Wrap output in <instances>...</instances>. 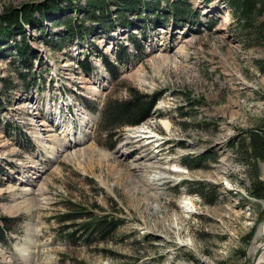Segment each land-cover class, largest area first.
Segmentation results:
<instances>
[{
    "label": "rangeland",
    "instance_id": "obj_1",
    "mask_svg": "<svg viewBox=\"0 0 264 264\" xmlns=\"http://www.w3.org/2000/svg\"><path fill=\"white\" fill-rule=\"evenodd\" d=\"M39 1L0 0V13ZM189 3L196 17L176 21L162 4L154 22L141 12L130 27L106 30L74 11L96 26L86 40L62 42L68 26L46 20L27 28L31 68L0 57V264L255 259L264 198L249 193L253 168L237 142L264 127V15L241 35L226 0ZM128 88L156 95L137 127L152 129L148 144L125 143L136 125L101 134L102 105ZM187 154L204 155L205 166L187 167ZM258 168L264 179V162ZM191 182L203 183L206 197ZM103 219L119 220L104 238L83 228Z\"/></svg>",
    "mask_w": 264,
    "mask_h": 264
},
{
    "label": "trees",
    "instance_id": "obj_2",
    "mask_svg": "<svg viewBox=\"0 0 264 264\" xmlns=\"http://www.w3.org/2000/svg\"><path fill=\"white\" fill-rule=\"evenodd\" d=\"M204 1L210 3L213 0ZM226 2L233 10L238 26L242 27L239 29L241 35L246 34L250 31L249 29L257 28L254 24L258 16L264 15V0H226ZM84 3L86 4L83 5L80 0H42L23 3L17 7H6L0 13V57L12 56L13 63L18 62L22 66L31 68L29 58L35 54L32 53L27 40V28L31 26L41 30L46 20L68 26L65 28V34H59L58 38L62 42H66L69 38L86 40L87 32H91L96 26L88 28L80 23L77 17L71 18V12L74 11L82 13L84 19L89 18L103 30L114 27V24L119 25L118 23H121L120 26L130 27L134 21L129 16L141 14V12H146L147 16L152 13L154 17L150 21L154 22L158 19L160 14L158 11L163 8V5L168 7L171 17L176 21L197 16L189 0H84ZM112 5L115 6L114 10L110 8ZM126 57L127 55L125 57L119 55L122 59ZM87 62V59L86 63L83 60L81 65L88 69ZM109 68L113 70L111 65ZM261 69L264 71V65ZM156 101V95L140 94L133 88H128V94L124 99L109 98L99 111L101 134L105 137L110 135L113 137L127 126L140 125L152 115ZM244 132L237 142V148L244 153L253 168L250 173L249 193L256 199H263L264 179L260 178L258 164L264 162V127H252ZM204 160H206L204 155L187 154L182 158L187 167L195 169L204 167ZM191 184L199 185L202 189H196L195 192L206 197L208 193L204 192L203 183L191 182ZM118 221L117 219L86 220L83 228L89 234H97L99 238H104L118 226ZM4 231L5 227L1 226L0 232L3 234Z\"/></svg>",
    "mask_w": 264,
    "mask_h": 264
},
{
    "label": "bare ground",
    "instance_id": "obj_3",
    "mask_svg": "<svg viewBox=\"0 0 264 264\" xmlns=\"http://www.w3.org/2000/svg\"><path fill=\"white\" fill-rule=\"evenodd\" d=\"M93 92V91H92ZM95 92V91H94ZM165 126L166 129L169 128V123L168 122H162ZM73 124V125H72ZM141 125V124H140ZM75 126V127H73ZM71 127L74 128V131L78 130L77 125L74 122H70L69 123V128L68 130H66V132H70L69 134L73 133L70 129ZM138 126L133 127L131 130H129L128 135L126 137L125 143H128L131 140H134L135 137H137L135 140H139V137L141 138L140 140H144L147 143L144 144H148L150 143L152 140L151 139H155V135L152 132V129H148V128H140L137 129ZM149 140V141H147ZM75 142L74 140H69V142ZM130 143V142H129ZM72 144V143H69ZM75 144V143H74ZM158 175V174H157ZM162 175L157 176L158 179H160ZM157 180V179H156ZM189 205L191 207H193V203L192 201H189ZM261 226V225H260ZM258 234L259 235H263L264 236V225L258 230ZM25 251V250H24ZM255 259H256V263H263L264 262V243L262 245H259L257 247H254L252 252H251Z\"/></svg>",
    "mask_w": 264,
    "mask_h": 264
},
{
    "label": "water",
    "instance_id": "obj_4",
    "mask_svg": "<svg viewBox=\"0 0 264 264\" xmlns=\"http://www.w3.org/2000/svg\"><path fill=\"white\" fill-rule=\"evenodd\" d=\"M251 264H257V263H256V259H252Z\"/></svg>",
    "mask_w": 264,
    "mask_h": 264
}]
</instances>
